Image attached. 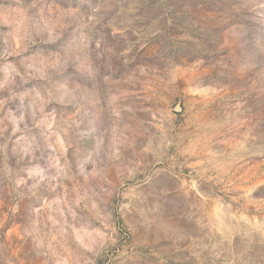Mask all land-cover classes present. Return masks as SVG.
<instances>
[{"label":"rangeland","instance_id":"obj_1","mask_svg":"<svg viewBox=\"0 0 264 264\" xmlns=\"http://www.w3.org/2000/svg\"><path fill=\"white\" fill-rule=\"evenodd\" d=\"M0 264H264V0H0Z\"/></svg>","mask_w":264,"mask_h":264}]
</instances>
